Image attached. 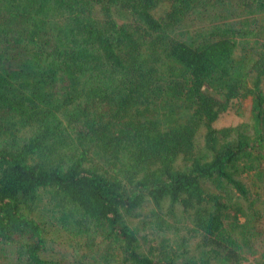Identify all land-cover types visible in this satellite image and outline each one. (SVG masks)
Masks as SVG:
<instances>
[{"label": "trees", "instance_id": "trees-1", "mask_svg": "<svg viewBox=\"0 0 264 264\" xmlns=\"http://www.w3.org/2000/svg\"><path fill=\"white\" fill-rule=\"evenodd\" d=\"M262 192L264 0H0V264H264Z\"/></svg>", "mask_w": 264, "mask_h": 264}, {"label": "rangeland", "instance_id": "rangeland-1", "mask_svg": "<svg viewBox=\"0 0 264 264\" xmlns=\"http://www.w3.org/2000/svg\"><path fill=\"white\" fill-rule=\"evenodd\" d=\"M249 121L248 111L244 114H238L237 111H229L222 115L216 122L215 126L217 128H222L224 126H237L240 123H247ZM203 142L202 138L198 139V143L201 145ZM246 175V174H243ZM149 205H146V208L143 210H147ZM47 208V207H46ZM258 208L260 209L261 219L257 223V231H260L259 234L255 237V254L252 256L251 259L254 257H259L261 252L264 250V192H262L261 199L258 202Z\"/></svg>", "mask_w": 264, "mask_h": 264}]
</instances>
